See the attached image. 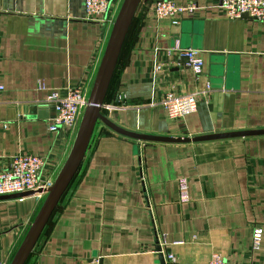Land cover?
<instances>
[{"label":"crops","instance_id":"1","mask_svg":"<svg viewBox=\"0 0 264 264\" xmlns=\"http://www.w3.org/2000/svg\"><path fill=\"white\" fill-rule=\"evenodd\" d=\"M157 1L138 7L103 113L158 135L264 129V22L229 18L219 0H174L198 5L177 25L155 16ZM122 3L90 18L85 0H0L1 167L40 155L42 180L55 181L79 128L49 129L48 95L81 86L90 96ZM178 48L198 51L200 75ZM168 92L196 93L197 111L171 120ZM77 172L25 264H208L215 253L227 264H264V134L151 142L99 121ZM45 197L0 199V264L11 263Z\"/></svg>","mask_w":264,"mask_h":264},{"label":"built area","instance_id":"2","mask_svg":"<svg viewBox=\"0 0 264 264\" xmlns=\"http://www.w3.org/2000/svg\"><path fill=\"white\" fill-rule=\"evenodd\" d=\"M115 0H85L86 12L90 18H97L108 14ZM219 6L229 18H240L248 14L251 18L264 22V0H219ZM195 2L179 4L174 0H158L154 7V14L158 19L170 17L174 24L180 23V16L197 9ZM178 60L190 67L198 76L203 72L204 60L198 55L195 48H178ZM5 88L0 82V90ZM39 88H42L40 85ZM47 100L54 108L49 129L56 131L60 127L77 129L80 126L84 111L88 105V94L84 87L68 88L62 93L54 91ZM167 116L177 119L197 111L199 100L196 93L175 94L168 92L163 100ZM45 165V158L36 154H19L12 158L7 167L0 166V195L25 192L29 190L45 189L53 184L51 179L42 180L41 175ZM181 198L188 197L187 181L181 182ZM35 194H43L37 192ZM263 230H254V247L258 248ZM164 252L165 242H161ZM167 258L175 262L173 253H167ZM208 264H227L222 255L215 253Z\"/></svg>","mask_w":264,"mask_h":264},{"label":"water","instance_id":"3","mask_svg":"<svg viewBox=\"0 0 264 264\" xmlns=\"http://www.w3.org/2000/svg\"><path fill=\"white\" fill-rule=\"evenodd\" d=\"M141 1L142 0H123L121 8L113 24L104 55L101 59L98 72L90 92L88 105L84 111L73 147L53 184L45 189L0 195V199H6L21 198L33 195L37 192L46 193L45 200L38 214L36 215L10 264H25L27 262L45 226L49 222L62 196L75 177L89 147L95 127L99 121L124 136L140 141L151 142L183 143L264 134V129L237 130L199 136L148 134L123 128L103 113L105 99L108 94L123 45ZM242 17L250 16L248 14H244ZM162 256L161 258L163 259Z\"/></svg>","mask_w":264,"mask_h":264},{"label":"trees","instance_id":"4","mask_svg":"<svg viewBox=\"0 0 264 264\" xmlns=\"http://www.w3.org/2000/svg\"><path fill=\"white\" fill-rule=\"evenodd\" d=\"M132 26H133V25H132ZM132 26H131V27H132ZM131 31H132V28H131V30L129 31L127 37H126V40H125V43H124V45H123V49H122V50H124V48L127 46L128 42H129V40H130V37H131ZM115 78H116V72L114 73V76H113V78H112V81H111V84H110V88H109V91H108V95L106 96L107 98L109 97V95H110V93H111V89H112V87H113V84H114ZM77 173H78V172H77ZM77 173H76V175H77ZM76 175H75V177L73 178L72 182H73L74 179L76 178ZM72 182H71V183H72ZM70 185H71V184H70ZM65 193H66V192H65ZM65 193H64V194H65ZM63 196H64V195H63ZM63 196H62V197H63ZM61 199H62V198H61ZM58 207H59V204L57 205V207H56L54 213L56 212V210H57ZM54 213L52 214V216H51L49 222H48L47 225L45 226V228H44L42 234L44 233V231L46 230L47 226H48L49 223L51 222V219H52ZM28 259H29V258H28ZM26 263H27V262H26Z\"/></svg>","mask_w":264,"mask_h":264},{"label":"rangeland","instance_id":"5","mask_svg":"<svg viewBox=\"0 0 264 264\" xmlns=\"http://www.w3.org/2000/svg\"><path fill=\"white\" fill-rule=\"evenodd\" d=\"M88 98H89V94H88ZM57 177V176H56ZM56 177L54 178V180L56 179Z\"/></svg>","mask_w":264,"mask_h":264}]
</instances>
